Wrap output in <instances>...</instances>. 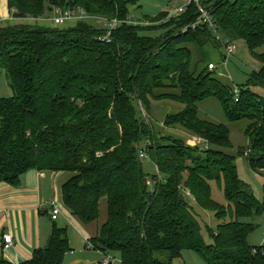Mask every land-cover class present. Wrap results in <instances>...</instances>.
Masks as SVG:
<instances>
[{
	"label": "trees",
	"instance_id": "obj_1",
	"mask_svg": "<svg viewBox=\"0 0 264 264\" xmlns=\"http://www.w3.org/2000/svg\"><path fill=\"white\" fill-rule=\"evenodd\" d=\"M140 1L4 0L12 18L35 23L0 26V74L12 92L0 96V181L18 186L31 169L67 172L63 203L85 224L98 218L106 198L107 221L91 244L118 252L120 264H172L183 250L205 264H264V246L248 243L256 226L241 221L264 212V185L259 201L238 176L229 127L200 117L198 107L215 99L227 122L244 121L247 143L236 153L252 171L264 170V97L253 90L264 86V0H190L178 15H145L149 24L125 22L110 33L94 21L125 20ZM74 7L91 21L36 22L55 8ZM199 8L213 27H188ZM151 31L159 34H144ZM217 34L243 41L262 62L238 87V100L208 68L207 49L222 46ZM161 100L182 105L162 125L184 128L200 143L155 136L148 118ZM141 150L155 166L151 180ZM212 181L223 182L228 205L212 199ZM187 195L221 221L215 232L207 229L210 243ZM67 251L66 227L55 223L45 246L21 264H62ZM0 264L13 263L0 257Z\"/></svg>",
	"mask_w": 264,
	"mask_h": 264
},
{
	"label": "rangeland",
	"instance_id": "obj_2",
	"mask_svg": "<svg viewBox=\"0 0 264 264\" xmlns=\"http://www.w3.org/2000/svg\"><path fill=\"white\" fill-rule=\"evenodd\" d=\"M4 0L0 1V26H4L8 23L17 22H32L35 23L33 19L29 20H18L12 18L11 14L7 13V8ZM184 0H141L136 6L130 7V15L137 21L143 22V24H149L144 18L147 16L154 17L161 11H174L178 6H180ZM9 14V15H8ZM54 16V11L50 10L44 17L36 20L38 24H43L46 26H70L74 25L76 20H66L61 24L55 25L52 21ZM144 16V17H143ZM4 18V19H3ZM87 19V18H86ZM88 21H91L87 19ZM98 19L94 20L96 25H102ZM145 35L155 36L159 34L158 31L145 32ZM236 50L232 55L223 58L225 54L223 46L218 49L208 48L206 51L207 58L216 64L217 68L215 70L216 77L223 83L229 85L230 87L237 88L244 85L253 71H259L262 68V62L258 61L248 51L246 44L237 40L235 42ZM197 56L195 55L194 60ZM253 90L259 95L264 97V86L263 87H253ZM12 94L11 89L7 83L5 73L2 71L0 74V96H10ZM199 115L202 118L210 119L215 122L225 123L230 129V140L233 145L231 152L235 155V163L237 166V172L240 179L247 183L255 197L262 201L263 197V185L264 178L260 171H252L247 166L246 156L237 155V150L245 146L247 143V138L243 133V128L245 125L244 121L229 123L226 121L218 102L215 99H208L202 101L198 104ZM182 108V105L170 100H161L153 102L152 111L149 113L150 120L149 123L153 128L155 136L160 135H174L178 138L184 140L188 143H200L197 141L196 137L192 135L188 130L181 127H164L162 125V120L167 113L177 112ZM202 148V146L200 145ZM204 148V147H203ZM142 164L144 166V171L148 174L149 180L151 176L155 173L156 169L152 163H150L146 158H141ZM211 186V196L212 199L219 204L228 205L227 200L224 196L223 182L212 181ZM152 187V186H151ZM189 204L190 210L194 217L197 219L201 225V234L206 243L211 242V238L208 234L207 229L215 232L217 230L218 221L214 213L210 210L201 208L192 197L189 195L185 196ZM242 222L252 223L256 226V229L249 235L248 243L253 246H260L264 242V212L255 217L242 218ZM111 258L119 259L120 254L118 252H110ZM160 258H164L165 254H159ZM113 260V261H115ZM112 261V262H113ZM172 264H205L202 258L192 250H183L181 255L173 259Z\"/></svg>",
	"mask_w": 264,
	"mask_h": 264
},
{
	"label": "crops",
	"instance_id": "obj_3",
	"mask_svg": "<svg viewBox=\"0 0 264 264\" xmlns=\"http://www.w3.org/2000/svg\"><path fill=\"white\" fill-rule=\"evenodd\" d=\"M260 173L264 178V170H260ZM68 176L65 171L31 169L23 174L18 186L0 181L1 258L13 264L30 260L36 249L45 246L55 223L65 226L67 230L69 251L65 253L62 264H102L110 256V252L91 244V239L98 235L107 221L106 198L99 201L98 218L87 224L82 223L62 200L61 185ZM52 202L60 207V214L55 220L50 217ZM7 233L12 236V244L3 248L2 236ZM260 246H264V242ZM113 260L110 256L109 264H120V258Z\"/></svg>",
	"mask_w": 264,
	"mask_h": 264
},
{
	"label": "built area",
	"instance_id": "obj_4",
	"mask_svg": "<svg viewBox=\"0 0 264 264\" xmlns=\"http://www.w3.org/2000/svg\"><path fill=\"white\" fill-rule=\"evenodd\" d=\"M189 2H190V0H184V2L180 6H178L174 11H169L167 16L170 17V16H174V15H178V14L182 13L185 10V7L187 6V4H189ZM199 10H200L201 14L197 18V20L195 22H192L188 27L194 29L200 22H205L208 24V26L213 27L207 12L202 8H199ZM86 18L88 19V18H90V16L88 14H86V12L82 8L74 7V8H66V9L55 8L54 9V16L51 19L55 25H58V24L63 23L66 20L74 19L77 21V20H82V19H86ZM96 19H98L97 21H100L102 23L103 27L107 28L108 33H110L111 30L116 28L121 23H125V22L126 23H133V24L138 23V21L135 18H133L132 16L128 17L125 20H119L117 18L106 19V18H100V17L96 18ZM217 38L220 40V42L224 48L225 58L227 56L232 55L233 52L236 50L235 42H231L228 40L221 39L218 34H217ZM105 39L107 41H109L108 35L105 36ZM208 68L210 70H214V69H216V64L215 63H209ZM234 95H235V100H238V89L237 88H234ZM196 140L201 141L198 138ZM139 157L140 158L145 157V153L143 150H141L139 152ZM59 214H60L59 205L55 202H52L51 208H50L51 219L52 220L57 219ZM2 241H3L2 247L8 248L12 244V236L9 233L4 234L2 236ZM109 262H110V256H107L102 261V264H109Z\"/></svg>",
	"mask_w": 264,
	"mask_h": 264
},
{
	"label": "water",
	"instance_id": "obj_5",
	"mask_svg": "<svg viewBox=\"0 0 264 264\" xmlns=\"http://www.w3.org/2000/svg\"><path fill=\"white\" fill-rule=\"evenodd\" d=\"M144 181L146 182L147 179L145 178ZM179 198H180L181 200H183V195L181 194V195L179 196Z\"/></svg>",
	"mask_w": 264,
	"mask_h": 264
}]
</instances>
